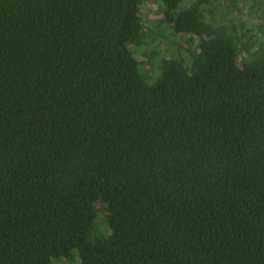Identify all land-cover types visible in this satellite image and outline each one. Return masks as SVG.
Returning a JSON list of instances; mask_svg holds the SVG:
<instances>
[{"label": "trees", "instance_id": "1", "mask_svg": "<svg viewBox=\"0 0 264 264\" xmlns=\"http://www.w3.org/2000/svg\"><path fill=\"white\" fill-rule=\"evenodd\" d=\"M148 1L0 0V264H264V9Z\"/></svg>", "mask_w": 264, "mask_h": 264}, {"label": "rangeland", "instance_id": "2", "mask_svg": "<svg viewBox=\"0 0 264 264\" xmlns=\"http://www.w3.org/2000/svg\"><path fill=\"white\" fill-rule=\"evenodd\" d=\"M241 10H237V8H233V17L235 19H238L239 16H241L244 21L247 22L248 26L253 29V33L259 34V25L261 20L264 18L262 13V8L264 9V5L255 3L254 0H241ZM260 6L262 8H260ZM162 3L161 0H149L148 2H145L140 9L141 16L144 20L149 21L151 25H154L156 21L161 16V10H162ZM221 9H219V13H221ZM263 16V18H262ZM172 48H175L174 45H172ZM101 206V204H99ZM104 220H107L110 218V213L107 211H104L103 217ZM56 264H77L76 262H71L67 260H61L59 263Z\"/></svg>", "mask_w": 264, "mask_h": 264}]
</instances>
